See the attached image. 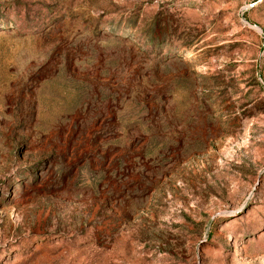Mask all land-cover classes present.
I'll return each mask as SVG.
<instances>
[{"label": "rangeland", "instance_id": "obj_1", "mask_svg": "<svg viewBox=\"0 0 264 264\" xmlns=\"http://www.w3.org/2000/svg\"><path fill=\"white\" fill-rule=\"evenodd\" d=\"M0 264H264V0H0Z\"/></svg>", "mask_w": 264, "mask_h": 264}, {"label": "bare ground", "instance_id": "obj_2", "mask_svg": "<svg viewBox=\"0 0 264 264\" xmlns=\"http://www.w3.org/2000/svg\"><path fill=\"white\" fill-rule=\"evenodd\" d=\"M185 56H186V57H188L189 55H188V54H186Z\"/></svg>", "mask_w": 264, "mask_h": 264}]
</instances>
